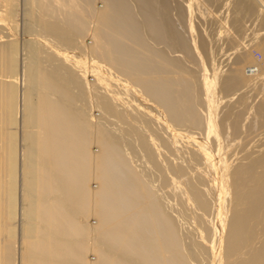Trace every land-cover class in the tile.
Listing matches in <instances>:
<instances>
[{
  "label": "bare ground",
  "instance_id": "6f19581e",
  "mask_svg": "<svg viewBox=\"0 0 264 264\" xmlns=\"http://www.w3.org/2000/svg\"><path fill=\"white\" fill-rule=\"evenodd\" d=\"M0 264H264V0H0Z\"/></svg>",
  "mask_w": 264,
  "mask_h": 264
},
{
  "label": "rangeland",
  "instance_id": "374dc122",
  "mask_svg": "<svg viewBox=\"0 0 264 264\" xmlns=\"http://www.w3.org/2000/svg\"><path fill=\"white\" fill-rule=\"evenodd\" d=\"M253 17V18H252ZM252 17H249V19L250 18H252L253 20L251 21V20H249V22L247 23V21H248V18L246 19L247 21H244V34L245 35H243L242 34V37L243 38H245L246 36H248L249 34L251 35V33H253V32H255V31H258V30H260L261 29V24H260V22H258L257 23V20L255 19L254 20V16H252ZM257 17V19L259 18L258 17V15H255V18ZM259 21V20H258ZM198 23V24H197ZM257 23V24H256ZM199 24L201 25L202 24V22L201 21H199V19H196V25H197V27H196V30L197 31H202V27L204 28V29H208L209 31H213L214 30V32H217L218 30H216L215 28L212 30V28H211V26L209 25V24H202V26H199ZM252 24V25H251ZM195 25V26H196ZM205 25V26H204ZM251 25V26H250ZM254 26V27H253ZM256 26V27H255ZM260 26V27H259ZM258 27L260 28V29H258ZM203 29V30H204ZM251 30H253V32L251 31ZM250 31H251V33H250ZM233 33H234V31H232ZM246 32H248L247 34H246ZM236 34V33H235ZM249 35V36H250ZM249 36H248V38H249ZM241 37V38H242ZM242 38V39H243ZM243 41H244V39H243ZM224 46H225V48L224 49H222V50H224V52H225V50L227 49V48H231L229 45H227V44H223ZM221 48H223V46L221 47ZM253 48V47H252ZM251 48V53H252V56H253V58L257 61V62H261V60L263 59L262 57H263V55H261L262 53H261V51L259 50V49H252ZM227 53H232L233 51L232 50H229V49H227ZM255 51V52H254ZM261 53V54H260ZM260 56V57H259ZM260 60V61H259ZM251 66V65H250ZM253 66V65H252ZM247 68H249L250 70H251V68H253V67H247ZM247 71H249L248 69H246V73H247V75H249V73L247 72ZM17 86H18V93L20 92V87H21V84H20V82H19V80H18V84H17ZM20 98V97H19ZM19 122V121H18ZM9 127L11 128V130L9 131L10 132V134H16V138H17V146H18V149L20 150V147H21V141H20V131H19V125L17 124H14V125H9ZM17 130H18V132H17ZM12 139H14V137H12ZM91 253V254H90ZM89 254H90V256L92 257V252H90ZM94 257V256H93ZM92 257V258H93Z\"/></svg>",
  "mask_w": 264,
  "mask_h": 264
}]
</instances>
